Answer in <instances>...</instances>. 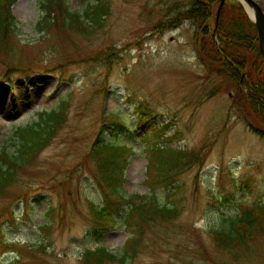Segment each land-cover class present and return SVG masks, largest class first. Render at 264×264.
Returning a JSON list of instances; mask_svg holds the SVG:
<instances>
[{
	"label": "rangeland",
	"instance_id": "obj_1",
	"mask_svg": "<svg viewBox=\"0 0 264 264\" xmlns=\"http://www.w3.org/2000/svg\"><path fill=\"white\" fill-rule=\"evenodd\" d=\"M97 1L67 4L83 12ZM103 1L108 15L85 30L64 27L61 15L40 30L42 0L12 7L16 29L0 43V153L7 144L13 151L17 128L43 110L65 102L66 118L0 193V264H83L86 248L121 252L133 232L142 243L128 264H264V235L233 250L213 239L224 218L264 205V139L233 108L227 82L201 62L198 27L192 20L165 27L177 0ZM98 138L132 148L123 193L153 192L161 203L176 204L179 217L137 229L120 219L97 242L92 204L106 201L117 214L125 208L115 195L107 201L99 182L92 155ZM151 142L183 148L193 159L153 190Z\"/></svg>",
	"mask_w": 264,
	"mask_h": 264
},
{
	"label": "trees",
	"instance_id": "obj_2",
	"mask_svg": "<svg viewBox=\"0 0 264 264\" xmlns=\"http://www.w3.org/2000/svg\"><path fill=\"white\" fill-rule=\"evenodd\" d=\"M17 0H0V43L10 40L16 29L17 18L12 7ZM221 0H183L175 1L170 9L166 28H176L186 20H192L198 27L196 47L204 66L227 82L233 92L232 106L243 117L249 130L264 139V57L260 50L259 35L253 20L247 15L237 0H226L218 18ZM109 6L98 0L89 4L83 11H71L67 0H42L44 12L38 22L40 30L52 25L63 16L62 24L69 29H82L100 26L108 15ZM160 22L156 29H161ZM220 89V88H219ZM58 109L43 110L37 121L16 130L14 150L8 144L0 153V193L12 186L18 178V171L34 162L50 143L54 132L65 121V102ZM156 135L157 130L151 132ZM151 134H149L151 136ZM145 139L150 136L145 135ZM132 148L126 144H116L108 139L98 138L92 148L97 162L99 182L109 197L115 195L116 201L125 205L123 213L111 211L108 203L92 204L94 221L93 233L97 242L113 229L122 219L127 226L147 221H168L179 217L176 204H165L155 193L126 195L120 189L124 183V169ZM150 158L148 162L149 188L155 189L160 183L172 181L186 166L193 162L187 151L163 142H151L146 147ZM129 151V152H128ZM142 231V230H140ZM264 235V205L244 207L232 217L224 218L221 226L213 231V239L220 249L233 250L245 245L258 236ZM141 236L136 232L129 237L121 252H115L99 245L86 248L81 258L83 264H128L137 257Z\"/></svg>",
	"mask_w": 264,
	"mask_h": 264
},
{
	"label": "water",
	"instance_id": "obj_3",
	"mask_svg": "<svg viewBox=\"0 0 264 264\" xmlns=\"http://www.w3.org/2000/svg\"><path fill=\"white\" fill-rule=\"evenodd\" d=\"M238 1L245 9L248 16L254 21L256 25L259 34V45L264 57V7L261 4H259L257 0H238ZM224 2L225 0H222L218 13H220ZM249 9L253 11V15L249 13ZM218 18H219V14H218Z\"/></svg>",
	"mask_w": 264,
	"mask_h": 264
},
{
	"label": "bare ground",
	"instance_id": "obj_4",
	"mask_svg": "<svg viewBox=\"0 0 264 264\" xmlns=\"http://www.w3.org/2000/svg\"><path fill=\"white\" fill-rule=\"evenodd\" d=\"M249 13H250L251 15H253V11H252L251 9H249Z\"/></svg>",
	"mask_w": 264,
	"mask_h": 264
}]
</instances>
